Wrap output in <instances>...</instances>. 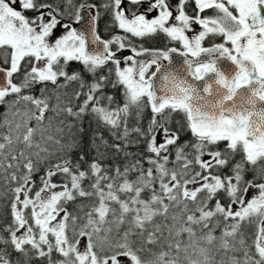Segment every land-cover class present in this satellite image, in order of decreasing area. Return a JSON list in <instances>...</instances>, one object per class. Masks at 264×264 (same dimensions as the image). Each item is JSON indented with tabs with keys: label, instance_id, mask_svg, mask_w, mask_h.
I'll return each instance as SVG.
<instances>
[{
	"label": "snow or ice",
	"instance_id": "6c2138e0",
	"mask_svg": "<svg viewBox=\"0 0 264 264\" xmlns=\"http://www.w3.org/2000/svg\"><path fill=\"white\" fill-rule=\"evenodd\" d=\"M0 264H264V0H0Z\"/></svg>",
	"mask_w": 264,
	"mask_h": 264
}]
</instances>
